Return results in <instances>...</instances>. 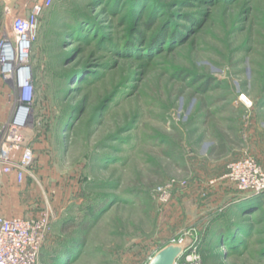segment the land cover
I'll return each instance as SVG.
<instances>
[{"label":"rangeland","instance_id":"rangeland-1","mask_svg":"<svg viewBox=\"0 0 264 264\" xmlns=\"http://www.w3.org/2000/svg\"><path fill=\"white\" fill-rule=\"evenodd\" d=\"M39 1L0 0V41L9 19L26 16ZM210 1L156 0L157 27L169 13H193L199 25L171 50L161 45L149 54L139 45L141 58L67 38L75 14L91 15L124 36L125 26L117 27L119 18L99 1L53 0L39 11L29 60L30 118L11 152L17 158L30 147L34 160L20 184L13 173H0L1 215L34 219L51 212L55 220L44 244L50 251L61 221L82 218L88 198L113 194L119 202L101 215L72 264H145L160 246L181 238L195 241L196 254L186 250L177 264H193L194 257L202 264L199 250L212 237V220L239 193L226 186L227 197L211 199L209 190L221 185L209 181L247 157L264 170V0ZM12 8L17 12L9 14ZM192 75L212 76L213 88L198 94ZM19 94L0 75V154ZM219 133L228 139L223 155L212 152ZM171 179L186 185L162 205L155 189ZM238 222L247 237L233 252L216 245L219 256L210 264H264V200Z\"/></svg>","mask_w":264,"mask_h":264},{"label":"trees","instance_id":"trees-1","mask_svg":"<svg viewBox=\"0 0 264 264\" xmlns=\"http://www.w3.org/2000/svg\"><path fill=\"white\" fill-rule=\"evenodd\" d=\"M94 1H99L102 4V10L108 11L111 16L119 18L116 26L120 28L125 26L124 36L117 37L112 35L114 31L110 29V26L99 25V21L95 20L96 18L91 15L75 14L70 17V20L72 19L74 23L66 25L67 38L84 43L95 41L97 49L107 50L113 55H128L134 58H141V55H139L141 49H138L139 45L143 46L144 50L147 49L149 54L159 49L161 45L165 46L167 50H171L176 44L183 41L187 31L199 25V21L194 17L195 14L193 13H185L178 17L175 15V18H172V14L169 13L165 19L163 18L160 21V25L157 27L155 22H157L156 17L158 16V10L160 9L158 5L160 4L156 0ZM208 1L211 3L210 0ZM220 1L226 2V0ZM146 3L150 4L149 15L146 19H142L141 9ZM178 4L180 5L181 3ZM89 5L93 7L95 3L91 1ZM188 6H192V3ZM176 19L179 21H176ZM116 34L118 33L116 32ZM76 74H78L76 71L72 73V75ZM185 75L186 73L181 78L185 79ZM191 78V84L197 86L196 91L201 95L209 92L215 82L212 76L192 75ZM227 144L228 139L219 133L217 145L212 149V152L216 151L218 155H223ZM103 186L109 185L103 184ZM104 189H107V187ZM119 199L113 194H102L95 198H88V204L81 206V210L83 208L84 213L82 218L77 221L74 218H67L60 222L59 236L49 244L50 251L45 250L44 246L42 247L39 263L72 264L75 262L81 255L82 250H84L87 237L98 219L108 210L110 205L117 204ZM263 200L264 194L250 196L239 192L234 202L232 201L233 203L229 204L219 217H215L216 219L212 220V237L210 241L208 240L209 243L205 247L202 246L199 250L202 264H210L212 258H218L219 255H214L213 252L216 245L220 243L232 250L231 252L235 251L236 245L241 244L240 239L246 235V231H242L239 227V215L246 214L248 210H260L263 206ZM236 231H238V234ZM209 245L210 248H207ZM164 246L166 245L160 246L157 251ZM226 256L227 254L224 257Z\"/></svg>","mask_w":264,"mask_h":264},{"label":"built area","instance_id":"built-area-1","mask_svg":"<svg viewBox=\"0 0 264 264\" xmlns=\"http://www.w3.org/2000/svg\"><path fill=\"white\" fill-rule=\"evenodd\" d=\"M52 1L41 0L32 6L26 16L10 18L7 34L0 41V75L4 79H11L15 88L20 91V105L17 107L6 144H4L7 147L1 149L0 173L3 175L13 173L18 184L24 180L34 160V153L33 149L25 147L18 157L14 158L11 152H16L21 145L22 137L19 133L28 127L30 118L32 72L29 60L36 37L37 16L39 11L49 7ZM20 109L26 111L25 119L27 120L21 127L15 128V118ZM209 184L221 185L224 189L226 186H233L245 195H261L264 194V170L253 158H243L226 164L222 175L210 180ZM185 185V181L171 179L164 185L158 186L154 193L160 204L167 205L170 202L172 190ZM54 220L55 217L51 212L34 219L6 217L0 214V264H40V251L50 235ZM181 240L182 238L172 240L171 243ZM194 243L195 241L191 242L188 247L191 249V255L196 254ZM188 258L187 261L192 262ZM193 264H199L198 257H194Z\"/></svg>","mask_w":264,"mask_h":264},{"label":"water","instance_id":"water-1","mask_svg":"<svg viewBox=\"0 0 264 264\" xmlns=\"http://www.w3.org/2000/svg\"><path fill=\"white\" fill-rule=\"evenodd\" d=\"M191 245L190 238H184L175 243H169L157 251L147 264H176Z\"/></svg>","mask_w":264,"mask_h":264},{"label":"crops","instance_id":"crops-1","mask_svg":"<svg viewBox=\"0 0 264 264\" xmlns=\"http://www.w3.org/2000/svg\"><path fill=\"white\" fill-rule=\"evenodd\" d=\"M24 1H30V0H24ZM31 6V5H30ZM22 11L24 12V10L22 9ZM22 11L20 13H22ZM15 12H17V10L14 8H12L11 10H8V13L10 14H14ZM210 193L214 194L212 197H210L211 199L213 198H216V197H219V196H226L227 197V193L225 195V191H224V188H220V187H216V188H212L209 190ZM225 198V197H224Z\"/></svg>","mask_w":264,"mask_h":264},{"label":"bare ground","instance_id":"bare-ground-1","mask_svg":"<svg viewBox=\"0 0 264 264\" xmlns=\"http://www.w3.org/2000/svg\"><path fill=\"white\" fill-rule=\"evenodd\" d=\"M25 118H26V111L23 109H20L16 118H15V122H14L15 128L21 127L23 122H25L27 120Z\"/></svg>","mask_w":264,"mask_h":264}]
</instances>
